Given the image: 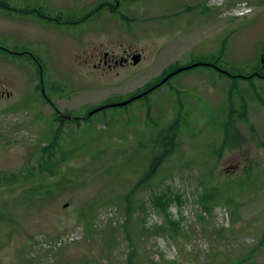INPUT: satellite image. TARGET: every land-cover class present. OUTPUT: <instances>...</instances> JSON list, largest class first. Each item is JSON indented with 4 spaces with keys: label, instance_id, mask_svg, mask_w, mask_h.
I'll list each match as a JSON object with an SVG mask.
<instances>
[{
    "label": "rangeland",
    "instance_id": "obj_1",
    "mask_svg": "<svg viewBox=\"0 0 264 264\" xmlns=\"http://www.w3.org/2000/svg\"><path fill=\"white\" fill-rule=\"evenodd\" d=\"M15 14L0 9V46L39 55L44 71L38 77L26 55L0 50V177L34 165L52 137L56 120L39 86L68 115L59 148L77 149L57 165L64 178L48 200L27 203L17 185L0 183V264H127L130 250L142 264H264V244L257 246L264 228V104L256 98L264 101V0H119L112 13L93 17L91 31L140 58L103 74L74 55L80 42ZM217 56L230 73L255 70L259 77L231 82L197 65L127 107L112 105L154 86L176 65ZM98 103L112 106L87 116ZM229 105L244 140L217 154ZM178 112L175 150L149 185L135 187L158 151L152 130L165 131ZM250 166L248 185L227 188L236 205L222 199L210 212L202 209L205 172L211 169L223 184ZM166 190L181 196L167 206L180 221L176 235L151 199Z\"/></svg>",
    "mask_w": 264,
    "mask_h": 264
},
{
    "label": "trees",
    "instance_id": "obj_2",
    "mask_svg": "<svg viewBox=\"0 0 264 264\" xmlns=\"http://www.w3.org/2000/svg\"><path fill=\"white\" fill-rule=\"evenodd\" d=\"M109 4H110L109 2H104L102 4H99L96 9L91 11L90 15L95 14L96 11L99 10L100 8L106 9V10L108 9V12L110 13L118 9V7L110 6ZM7 8H8L7 1L0 0V9H7ZM121 16L123 19L126 20V17L124 15H121ZM81 20H84V19H79L78 22H80ZM0 50L8 51V49L2 46H0ZM12 54L26 55L27 58L30 61H32L35 67L34 68L36 72L35 75L38 77L42 76L39 72L41 68H44V64L39 55L32 53L31 51L29 52L24 51L22 53H12ZM221 59H222L221 56H217L216 59L214 60H201L205 64H196L195 66L205 65V66H208V68H213L219 73L220 76L230 77L232 79L231 82L239 81V80H244L245 82H249V81L252 82L255 77H259V74L254 73L255 70L248 71V72L244 71L243 73L238 71L237 73L232 74L227 70L225 66H222L219 63ZM197 61H200V60H197ZM197 61L190 62L187 65H190L191 63H196ZM182 66L176 65L173 71ZM257 68H261V64H259V66L257 65ZM168 73L170 72L165 71L164 76H166ZM152 84H148L143 89L136 91L133 94V96L143 91H146V93L143 94L142 96L132 99L130 102L126 104L125 107H127L128 104H131L138 98L140 99H143L144 97L146 98L154 90L153 89V90L147 91V89H149V87ZM163 84L159 85L158 87L162 86ZM39 89H40V94L43 100L45 102H49L50 105H52L54 108L52 110L54 114V120H56L55 122L56 124L53 129L54 131H53L52 137L47 143V145L39 147L40 155L36 159L34 165L29 164L28 167L24 168V170L18 173L12 172L6 176L0 177V183L4 182L9 185L11 184L17 185L18 188L20 189L19 191L21 192L22 197L24 198L21 200H27V203H33L35 200L45 201L51 198L52 196H57V190H60L61 183L64 178V176H61V173L63 171L62 168L57 169V165L65 161L64 159L67 157L68 153L72 154L74 153L72 151L74 149H77V147H73L71 149H66V150L59 148L60 147V144H59L60 131H61V128L65 124V119H63L64 117L60 118L61 113H59L57 107H55V105L51 102L49 95L45 93L44 91L42 93L41 86H39ZM256 98L259 102L264 104V101H262V99L258 98L257 96ZM97 105H102V104L98 103ZM97 105L91 106L90 109L96 107ZM239 108H241L242 112H237L238 113L237 115L241 117V119H243V116L246 114V105L244 104V101L240 105ZM68 113L70 112L68 111ZM227 117L229 118L230 121H224L223 123H221L223 138H222L220 146L217 148V154H219L220 151L224 149L225 147L231 146V144H240L244 140L241 133L238 131V129L236 128L234 124L233 118H235V110L230 105H229V112H228ZM180 120H181V114L178 112L176 117L173 119L171 124L168 125L165 131H159L157 133L156 132L154 133V130H152L153 133L151 134V140H152L151 143L152 145L157 147L158 151L156 154L152 156V158L148 162L147 172L143 176L140 177L137 183H135L134 185L135 187H138L140 185H149L150 181L153 180V176H155V174L159 172L163 163L167 162L171 153L175 150V147L178 144V141L176 138V132H177L178 126L180 125ZM75 124L79 125L80 122L77 121L75 122ZM155 125L158 130H162V129H159V127H163L161 126L160 123L156 122ZM138 143H140V139ZM213 151L216 153V149H214ZM252 172H253V168L252 166H250L247 168L245 176L238 178L237 180H234V181H231L230 179H228L223 182L224 184L223 185V184L217 183V178L214 176V173L212 172V170L209 169V171L205 172V175H207L206 177L207 181L205 179V181L201 182V184L203 185V191L199 196V202L201 204L202 209L204 211L210 212L214 204L217 201H220L222 199H224V201L227 202L228 204L234 205L235 203L236 205L233 195L229 193V190L227 188H229V186L232 183L239 187H244L248 185L252 179ZM55 175L59 176V178H57L56 180L53 179ZM27 183H29V186H27ZM226 191L228 192V195L224 193ZM130 196H131L130 192H128L125 195V201L128 203L127 209L129 213H131V209H132ZM151 199H152L153 204L156 205L159 210L165 213L166 222L168 223L167 226L172 231H174L173 233L176 235L179 232H181L180 231V221L172 219L168 215V212H167V206L169 202L173 199L177 200L178 202H181V196L178 193L173 194L170 190H166V191H161L159 193L153 192ZM139 206L140 208L144 207L143 203H140ZM160 228L164 229L163 226H160ZM182 234H184L183 231H182ZM263 244H264V228L262 229L261 236H260L257 246H262ZM136 254L137 253H135L134 250H130L128 252L127 264H142L141 260L139 263L137 262V258L135 257ZM235 264H238V263L235 262Z\"/></svg>",
    "mask_w": 264,
    "mask_h": 264
},
{
    "label": "flooded vegetation",
    "instance_id": "obj_3",
    "mask_svg": "<svg viewBox=\"0 0 264 264\" xmlns=\"http://www.w3.org/2000/svg\"><path fill=\"white\" fill-rule=\"evenodd\" d=\"M11 1H16L20 3V5L12 4ZM86 1L87 0H8V8L1 10L12 13V17L16 15L15 13H18L23 15L26 19L35 20L43 24L45 26L44 29H47L50 34H63L74 42H80L81 46H78V49L74 51V55L80 57V62L83 66H86L88 70L93 68L97 73L103 74L106 70L133 63L131 57L135 53H138L136 50H116V46L113 47L110 45L111 43L105 45L104 42L106 41L103 40L105 36L103 32L99 35H95V32L93 30L91 31L93 17L97 15L100 16L102 12H106L108 9L100 8L95 14L90 15L91 11L104 2H109L110 6L119 7V0H93L94 3L91 6H88V4L85 3ZM79 19L84 20L78 22ZM75 38L78 40H75ZM89 40L97 41L98 44L92 46L90 50H86L83 45ZM104 46H107V48L112 46V48H109L110 50L104 49ZM24 51L29 52L28 50L14 51L9 49L7 52L12 54L22 53ZM43 71L44 68H41L39 73L42 75ZM170 77L163 83L165 84ZM152 86L153 85L150 87ZM155 88L153 89L155 90ZM1 96L3 95L0 93V97ZM47 103L50 105L49 102ZM99 106L102 105H97L96 107ZM50 107L54 109L52 105H50ZM98 111L100 110H97V112ZM60 116V118L68 117L67 114H61ZM74 117H77V115Z\"/></svg>",
    "mask_w": 264,
    "mask_h": 264
},
{
    "label": "water",
    "instance_id": "obj_4",
    "mask_svg": "<svg viewBox=\"0 0 264 264\" xmlns=\"http://www.w3.org/2000/svg\"><path fill=\"white\" fill-rule=\"evenodd\" d=\"M140 58V54L139 53H135L134 55H132L131 59H132V62L133 63H137L138 60ZM196 64H205V63H202V62H198V63H194V64H190V65H186V66H182V67H179L177 68L176 70H174L173 72H170L167 76H165L163 79H161L158 83H156L154 86L150 87L149 89H147V91L161 85L163 82H165L167 80L168 77L172 76L173 74L183 70V69H187V68H191L193 66H195ZM146 91H143L142 93L134 96V97H131L123 102H120V103H117V104H112L113 106H123V105H126L128 102H130L132 99L136 98V97H139V96H142L143 94H145ZM112 105H102V106H99V107H96L94 109H92L88 114L87 116H90L92 113L96 112L97 110H101L107 106H112ZM67 204V203H66ZM65 204V205H66Z\"/></svg>",
    "mask_w": 264,
    "mask_h": 264
}]
</instances>
